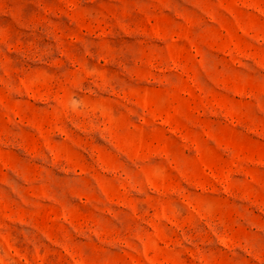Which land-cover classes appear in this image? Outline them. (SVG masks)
<instances>
[{
  "label": "rangeland",
  "instance_id": "374dc122",
  "mask_svg": "<svg viewBox=\"0 0 264 264\" xmlns=\"http://www.w3.org/2000/svg\"><path fill=\"white\" fill-rule=\"evenodd\" d=\"M0 264H264V0H0Z\"/></svg>",
  "mask_w": 264,
  "mask_h": 264
}]
</instances>
